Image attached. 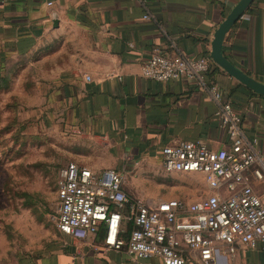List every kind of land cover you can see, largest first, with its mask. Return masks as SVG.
I'll list each match as a JSON object with an SVG mask.
<instances>
[{
    "label": "crops",
    "instance_id": "0c3cea01",
    "mask_svg": "<svg viewBox=\"0 0 264 264\" xmlns=\"http://www.w3.org/2000/svg\"><path fill=\"white\" fill-rule=\"evenodd\" d=\"M238 1L144 0L142 6L136 0H0V91L18 85V120H42L91 141L79 147L83 154L74 163L98 174L122 173L135 201H161L145 190L141 174L163 171L162 147L201 139L222 150L229 139L205 89L189 80H148L144 63L157 50L210 57L213 35ZM224 54L264 82V0H256L232 29ZM222 71L213 70L211 81L240 114L246 136L264 146V96L250 97ZM250 179L264 201V180ZM185 197L189 203L200 199ZM104 238L105 227L84 241L57 228L43 249L8 264H135L124 252L108 250ZM218 249L219 264H264V243L255 250L237 246L234 256L224 245ZM186 256L187 264H200L197 252Z\"/></svg>",
    "mask_w": 264,
    "mask_h": 264
},
{
    "label": "built area",
    "instance_id": "2783aa9c",
    "mask_svg": "<svg viewBox=\"0 0 264 264\" xmlns=\"http://www.w3.org/2000/svg\"><path fill=\"white\" fill-rule=\"evenodd\" d=\"M136 1L145 6L144 0ZM151 18L148 12L144 15L145 20ZM212 66L209 56L189 58L157 50L144 63L142 74L164 84L189 80L210 94L229 146L214 150L201 139L179 141L162 147L161 159L167 175L200 174L213 193L193 203L135 201L124 190L122 173L98 174L71 162L59 171L56 213L60 232L84 241L105 227V247L124 252L135 264L149 259L187 264L189 251L199 254L200 264H219L220 245L234 256L237 246L255 250L264 243V201L250 179L252 175L264 180V146L259 138L244 133L240 114L209 79ZM128 208L129 214H124ZM127 222L133 229L125 240L121 233Z\"/></svg>",
    "mask_w": 264,
    "mask_h": 264
},
{
    "label": "rangeland",
    "instance_id": "374dc122",
    "mask_svg": "<svg viewBox=\"0 0 264 264\" xmlns=\"http://www.w3.org/2000/svg\"><path fill=\"white\" fill-rule=\"evenodd\" d=\"M19 87L0 91V264L43 249L57 230L59 171L92 145L42 120H18ZM80 147V148H81ZM141 174L146 191L161 200L210 195L200 174Z\"/></svg>",
    "mask_w": 264,
    "mask_h": 264
},
{
    "label": "water",
    "instance_id": "95a60500",
    "mask_svg": "<svg viewBox=\"0 0 264 264\" xmlns=\"http://www.w3.org/2000/svg\"><path fill=\"white\" fill-rule=\"evenodd\" d=\"M255 1L256 0H239L229 11L213 35L210 57L217 67L222 69L227 75L236 80L242 86L257 95L264 96V82H260L256 78L249 76L244 71L237 68L225 57L224 54V46L227 36Z\"/></svg>",
    "mask_w": 264,
    "mask_h": 264
},
{
    "label": "trees",
    "instance_id": "16d2710c",
    "mask_svg": "<svg viewBox=\"0 0 264 264\" xmlns=\"http://www.w3.org/2000/svg\"><path fill=\"white\" fill-rule=\"evenodd\" d=\"M208 56H209V53H208ZM212 68L213 69H211V71H210V73H209V79L210 80H212L211 78H210V74L213 72V70H219V71H221V69L219 68V67H217L215 64H213V66H212ZM223 72V71H222ZM224 73V72H223ZM238 87H242V88H244L242 85H239ZM245 90H247V93L249 94V96L250 97H262V96H260V95H257V94H255L254 92H252V91H250V90H248V89H245ZM124 214H129V208L124 212ZM132 229H133V224L131 223V222H127V224H126V229H125V231L121 234V237L123 238V239H125V240H128V238H129V236H130V233H131V231H132ZM17 261H19V260H17Z\"/></svg>",
    "mask_w": 264,
    "mask_h": 264
}]
</instances>
